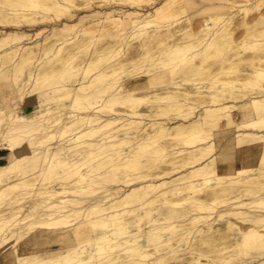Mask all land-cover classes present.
<instances>
[{
	"label": "bare ground",
	"instance_id": "6f19581e",
	"mask_svg": "<svg viewBox=\"0 0 264 264\" xmlns=\"http://www.w3.org/2000/svg\"><path fill=\"white\" fill-rule=\"evenodd\" d=\"M0 264H264V0H0Z\"/></svg>",
	"mask_w": 264,
	"mask_h": 264
},
{
	"label": "crops",
	"instance_id": "0c3cea01",
	"mask_svg": "<svg viewBox=\"0 0 264 264\" xmlns=\"http://www.w3.org/2000/svg\"><path fill=\"white\" fill-rule=\"evenodd\" d=\"M5 154V151L0 149V156H3Z\"/></svg>",
	"mask_w": 264,
	"mask_h": 264
},
{
	"label": "rangeland",
	"instance_id": "374dc122",
	"mask_svg": "<svg viewBox=\"0 0 264 264\" xmlns=\"http://www.w3.org/2000/svg\"><path fill=\"white\" fill-rule=\"evenodd\" d=\"M7 153V151H5V154Z\"/></svg>",
	"mask_w": 264,
	"mask_h": 264
}]
</instances>
